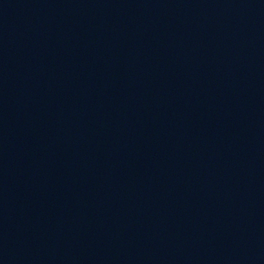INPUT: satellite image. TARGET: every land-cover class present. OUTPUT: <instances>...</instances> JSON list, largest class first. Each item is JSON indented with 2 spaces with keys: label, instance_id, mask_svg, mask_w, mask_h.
Instances as JSON below:
<instances>
[{
  "label": "water",
  "instance_id": "1",
  "mask_svg": "<svg viewBox=\"0 0 264 264\" xmlns=\"http://www.w3.org/2000/svg\"><path fill=\"white\" fill-rule=\"evenodd\" d=\"M0 264H264V240L149 193L0 163Z\"/></svg>",
  "mask_w": 264,
  "mask_h": 264
}]
</instances>
